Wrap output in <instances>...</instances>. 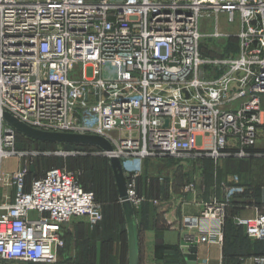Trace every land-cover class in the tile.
I'll list each match as a JSON object with an SVG mask.
<instances>
[{"label": "built area", "instance_id": "2783aa9c", "mask_svg": "<svg viewBox=\"0 0 264 264\" xmlns=\"http://www.w3.org/2000/svg\"><path fill=\"white\" fill-rule=\"evenodd\" d=\"M263 97L264 0H0V163L17 135L4 113L104 138L112 150L94 154L118 158L124 174L153 159H248ZM29 174L15 172V194L0 200V264H56L66 224L102 220L76 172L51 168L27 184ZM126 176L135 207L136 174ZM200 206L182 219V248L223 242L225 206ZM236 224L264 243V212Z\"/></svg>", "mask_w": 264, "mask_h": 264}, {"label": "rangeland", "instance_id": "374dc122", "mask_svg": "<svg viewBox=\"0 0 264 264\" xmlns=\"http://www.w3.org/2000/svg\"><path fill=\"white\" fill-rule=\"evenodd\" d=\"M79 146L84 145L43 144L17 133L12 151L14 155L1 158L0 174L9 185L0 188V195L12 199L15 189L11 186V181L18 168L29 169L33 174L44 173L51 168L73 170L72 172L77 173L80 184L94 194L96 203L101 208L102 220L92 228L86 218H78L83 222L73 219L66 224L63 228L64 248L59 253L56 264H77L74 261L76 262V258H81L83 254L91 264H127L126 225L115 180L109 167L110 160L94 154L101 150L98 147L89 146L91 147L89 149H80ZM260 149L264 150V146ZM204 163L203 161L196 164L190 161L186 166L194 173H182L186 168H182L178 162L153 159L134 168L129 166L128 169L131 170L126 174H136L137 195H151L163 199L174 196V198L182 197L187 200L192 199L191 195L195 193L199 198L221 202L225 206L224 226L229 229L233 227L234 232H241L236 219L247 216L251 212L249 208L240 206L242 202L239 196H234V187L236 182L247 185L248 190L245 196L264 200V157L247 161L220 160L216 163ZM106 164L109 170L107 168L105 171ZM205 170L212 171L210 178L204 175ZM105 175L108 180L111 178L108 184ZM33 178L29 176L27 184ZM189 185H194L193 192H185L184 189ZM2 188L6 190L3 192ZM30 219H34L33 215H30ZM73 221H77V224ZM79 231L83 238L82 244H78V247L85 246L82 254L75 248Z\"/></svg>", "mask_w": 264, "mask_h": 264}, {"label": "crops", "instance_id": "0c3cea01", "mask_svg": "<svg viewBox=\"0 0 264 264\" xmlns=\"http://www.w3.org/2000/svg\"><path fill=\"white\" fill-rule=\"evenodd\" d=\"M262 101L264 106V97ZM257 137V146L251 152L250 158L220 160L247 161L257 157H264V150L260 149L264 146V119L263 124L258 129ZM204 162L206 164L207 162L216 163L217 161L206 159ZM188 163L186 162L181 165L182 168H186L182 173H194L191 168L188 169L186 166ZM211 174L212 171L210 170L204 171V175L208 178L211 177ZM2 190L4 192L6 188H2ZM247 190V185L236 182L234 196H239L240 202H242L240 206L245 209L249 208V212H251L248 213L249 215L243 217L254 216L264 212V200L260 201L258 198L245 196ZM138 196L143 199L134 207L139 240V264H188L185 255L190 252L188 248L181 247L179 228L181 227L183 218L197 217L201 212L200 202L208 200L197 197L195 193L191 195L192 199L188 198L187 200L182 197L174 198V196L167 199L143 194H138ZM0 200L1 202H10V199L4 195H1ZM154 200L156 203L152 202ZM75 224H77V221ZM232 228L229 229L224 226L222 244L198 245L195 264H254L253 257L264 255V243L252 242L243 233L239 231L234 232ZM77 234L78 243L75 248H77L78 253L82 254L84 253L85 246L78 247V244H82L81 239L83 237L80 231ZM74 263L91 264L84 254L81 258H76V262L74 261Z\"/></svg>", "mask_w": 264, "mask_h": 264}, {"label": "water", "instance_id": "95a60500", "mask_svg": "<svg viewBox=\"0 0 264 264\" xmlns=\"http://www.w3.org/2000/svg\"><path fill=\"white\" fill-rule=\"evenodd\" d=\"M2 118L15 132L20 133L24 137L33 141L52 144L95 146L106 152L112 150L110 143L102 137L94 135L43 132L22 124L7 113L2 114ZM110 167L115 180L120 207L126 225L127 264H139L138 229L135 218V209L128 197L127 176L124 174L118 158L112 157L110 159ZM186 247H188L190 253L185 255V259L188 261V264H195L197 244H187Z\"/></svg>", "mask_w": 264, "mask_h": 264}, {"label": "trees", "instance_id": "16d2710c", "mask_svg": "<svg viewBox=\"0 0 264 264\" xmlns=\"http://www.w3.org/2000/svg\"><path fill=\"white\" fill-rule=\"evenodd\" d=\"M36 142H38V141H36ZM43 144H49V143H43ZM79 148L80 149H89V148H91V147H89V146H79ZM95 149V148H94ZM96 150V149H95ZM109 167H110V165H109ZM109 167H108V165L106 164L105 165V171H106V169L108 168V170H109ZM111 170V169H110ZM71 171H73V170H71ZM43 173H40V174H33V173H31L30 172V174H29V176H31V177H38V176H40V175H42ZM111 179V178H110ZM110 179L108 180V177H106V175H105V180L107 181L106 183L108 184V182L110 181ZM83 187V186H82ZM84 188V187H83ZM85 189V188H84ZM86 190V189H85ZM86 191H88V190H86ZM95 197V196H94ZM95 201H96V199H95ZM241 229V228H240ZM241 232L243 233V231H242V229H241ZM31 264V263H30Z\"/></svg>", "mask_w": 264, "mask_h": 264}, {"label": "bare ground", "instance_id": "6f19581e", "mask_svg": "<svg viewBox=\"0 0 264 264\" xmlns=\"http://www.w3.org/2000/svg\"><path fill=\"white\" fill-rule=\"evenodd\" d=\"M20 170V168H18Z\"/></svg>", "mask_w": 264, "mask_h": 264}]
</instances>
